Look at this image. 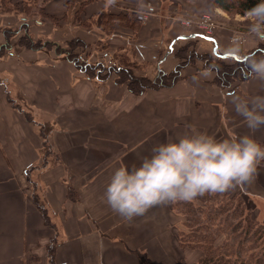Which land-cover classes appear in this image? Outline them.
<instances>
[{
	"label": "crops",
	"instance_id": "0c3cea01",
	"mask_svg": "<svg viewBox=\"0 0 264 264\" xmlns=\"http://www.w3.org/2000/svg\"><path fill=\"white\" fill-rule=\"evenodd\" d=\"M139 1L132 9L151 16L139 30L140 41L132 42L138 50L150 40L154 53L166 46L156 70L174 69L181 61L180 53L174 54L175 44L193 38L186 31L192 27L181 22L184 16L208 9L218 14L221 21L213 38L195 37L215 54L231 53V36L248 32L245 16L228 15L214 7V0H178L164 22L155 14V6L149 11ZM125 3L122 0L120 6ZM96 5L90 3L86 10ZM47 11L61 15L65 7H47ZM5 16L12 15L1 12L0 20ZM260 43L249 40L245 51ZM43 54L42 49L27 48L0 58V264H44L52 239L56 264H200L197 251L179 242L183 216L174 203L126 221L105 203L106 186L116 168L138 166L155 145L174 141L193 128L217 140L248 134L263 142L264 127L251 133L231 98L264 96V81L248 78L230 91L219 86L214 71L203 69L197 60L182 69V77L173 85L136 94L114 80L84 77L64 56L47 59ZM16 97L26 109L14 105ZM44 124L52 128L48 139L56 158L42 167L39 184L33 182L32 190L28 167L41 161ZM36 188L43 189L51 224L44 221L41 202L32 199ZM242 189L264 201V165Z\"/></svg>",
	"mask_w": 264,
	"mask_h": 264
},
{
	"label": "clouds",
	"instance_id": "9594fccd",
	"mask_svg": "<svg viewBox=\"0 0 264 264\" xmlns=\"http://www.w3.org/2000/svg\"><path fill=\"white\" fill-rule=\"evenodd\" d=\"M114 4L115 0H108ZM248 32L234 38L229 51L246 60L247 75L264 81V54L246 52L249 40L264 42V0L247 10ZM251 133L264 127V96L231 98ZM264 163V145L254 135L217 140L195 128L176 140L155 145L138 166L114 170L104 192L105 203L126 221L151 208L198 196L223 194L251 184Z\"/></svg>",
	"mask_w": 264,
	"mask_h": 264
},
{
	"label": "trees",
	"instance_id": "16d2710c",
	"mask_svg": "<svg viewBox=\"0 0 264 264\" xmlns=\"http://www.w3.org/2000/svg\"><path fill=\"white\" fill-rule=\"evenodd\" d=\"M46 1L21 0L14 2L12 0H0V10L3 13H13L19 12V7L23 11H26L35 5L40 10H43L45 6L44 2ZM75 1L80 4L76 13L79 10H83L84 6L89 2V0H66V5L71 6ZM259 2L260 0H214V4L223 10L239 12L241 14H246L247 10ZM127 11L118 13L104 11L100 14L99 18H106L107 21L112 22H118L121 18H126L127 21H131V24L140 22V18L137 16L138 12L135 9L130 10V13ZM44 16L52 15L45 13ZM93 17L94 15L82 19L76 15V19L80 25H85L86 27H91L92 23L97 21ZM24 21L22 22L24 33L19 38L20 44L28 43L26 44L28 48L39 50L55 43L47 41V43L45 42V46H43L41 40L30 33V25H27ZM17 30L20 32L19 29ZM17 30L3 29L2 33L11 39L10 36L16 34ZM193 39L196 38L188 39V41ZM15 42L7 40L5 43H0V56L4 49L8 51V49L13 48L12 46H14ZM71 44L73 48L76 46L75 53L63 51L58 44H55L56 46L58 45L55 54L59 56L62 55L61 53H64L65 58L71 60L77 69L84 72L88 78L104 80L110 72L116 70L118 76L114 81L117 84H125L131 92L136 94H142L148 88L173 85L182 77V69L197 60L202 61L203 69L214 71L216 74L215 81L219 86L228 88L230 91L235 90L239 83L250 78L247 75L246 60L242 57L238 59L214 53L199 54L195 49L196 46L192 47L190 42L178 48L177 53H180L181 61L177 63L175 68L170 71L159 70L152 82L148 80L147 83L143 84L144 81L141 78H146V76L139 77L135 74L133 68L131 70L129 68H122L121 66L117 68L116 65L107 68V73L100 76L96 75L92 70V68L95 69L96 67L89 64L80 56V54L84 53L82 52L84 50L79 49L81 48V44H84V40L76 38L72 40ZM254 52L264 54V42L260 43ZM226 59H232L234 64L225 62ZM88 70L91 71L88 72ZM29 117L28 119L31 120V116ZM44 125L41 126L44 128ZM43 128H41V134L46 138L45 135H48L50 130L48 128L47 131V127ZM51 152L53 151L50 150ZM69 192L72 196L73 191L70 190ZM244 194L246 193H243L238 187L223 194H206L194 199L200 200L203 205H196L193 202L194 200L174 203V209L183 216V223L179 232V242L184 247L199 250L198 262L200 264H264V221H260L257 218V207L254 201L249 195ZM207 202L210 203L209 207L205 205ZM202 222H204V225L198 226ZM48 248L49 262L50 264H55V243L52 241Z\"/></svg>",
	"mask_w": 264,
	"mask_h": 264
},
{
	"label": "rangeland",
	"instance_id": "374dc122",
	"mask_svg": "<svg viewBox=\"0 0 264 264\" xmlns=\"http://www.w3.org/2000/svg\"><path fill=\"white\" fill-rule=\"evenodd\" d=\"M122 0H115L114 4H109L108 0H89V2L87 3L86 6H88L90 3L93 2H97L96 6H92L89 10V12L86 10V6H84L83 10H79L78 13L77 10L80 6L79 3H77V1L73 2V5L69 6L66 5V0H47L46 2H44L45 6L43 10H40L39 8H37L35 6H32L30 8H28L26 11H23L20 7H19V12H13L9 13L12 16H5L3 18H1L0 20V43H5L7 40H11V42H15L14 46H12L13 48H11L10 50H3L1 53L0 58L4 57V56H10L11 54L14 55H19V53H21L22 50L27 49V45L26 44H20L19 42V38L20 36L24 33L23 31V25L22 22H26L27 25H30V33L35 36L37 39H40L43 46H45V42L47 43V41H52L55 42L53 43V45L50 46H45L42 50L44 53L43 56L47 59L53 58L56 59L57 55L55 54L56 49L58 48V45L60 46V49H63V51H70L72 53L76 52V46L73 48L72 47V40L76 39V38H81L84 40V44H81V48H79L80 50H84L82 52H84L83 54H80V56L85 59L89 64H92L93 66H95L96 68L93 69V72L96 75H100L103 76L105 73H107V68L116 65L117 68L119 66H121L122 68H129L130 70L133 68L135 74H137L139 77H144L146 76V78H141L143 82V84H145V82L147 83L148 80H150L151 82L153 81V79L155 78V76L158 74L159 70H156V60L163 54L166 46L159 47L158 52L154 53L155 49L153 47V44L150 40L148 41H143L146 44L145 45H141L138 47V50L135 48L134 43L132 42L134 41H140L139 38V30L142 26V24L144 22H146L149 18L148 15H150V12H148L149 14H146V12H139V14L137 13V16L140 18V22L137 23H133L131 24V21H127L126 18H121L118 22H112V21H107L106 18L100 19V14L103 13L104 11H108V12H131L130 10H132L133 6H135L133 3H135L136 0H127V3L123 4V6H120ZM126 2V0H123ZM139 1V0H138ZM42 2V1H41ZM157 2L159 3L158 5ZM178 0H140L138 3H140L141 5L144 6V9L151 11V9L153 8V6H155L156 12L155 14H160V16L162 17L163 22L165 21L166 16H169L170 14V10L172 8H175V6L177 5ZM65 7V11L62 12L61 15H57L51 12L47 11V7L51 8V9H56L58 10L61 6ZM109 4V5H108ZM118 4V7H115V5ZM47 6V7H46ZM108 6V7H107ZM101 7V9H100ZM107 7V8H105ZM214 7H218L214 4ZM135 8H137V6H135ZM158 9V10H157ZM199 9V8H198ZM210 10V12L208 11ZM208 10H200L198 12L201 11H205L209 14H212L214 20L216 21V23L221 21L219 19L218 14L214 13L215 11H211V9ZM225 11V10H224ZM2 11L0 10V13ZM3 13V12H2ZM49 14L52 16H44V14ZM226 13L230 16H234L238 17V16H245V14H241L239 12H234V11H226ZM76 15L77 17H80L82 19H86L87 17H91L92 15H94V19L97 20L94 23H92L91 27H86L85 25H80V23L77 21L76 19ZM144 15V17H143ZM131 16V15H129ZM151 16V15H150ZM149 16V17H150ZM123 17V15H122ZM99 18V19H98ZM240 18V17H239ZM93 19V20H94ZM103 20V21H102ZM43 21V25H40L39 23ZM99 21V22H98ZM235 21H238L237 19H235ZM103 22V23H102ZM240 23V22H238ZM243 23L249 24L247 18L245 21H243ZM242 24V21H241ZM16 27V28H13ZM192 28L189 30H186L187 32L191 31H197L198 28L191 26ZM56 28L58 30L55 31ZM3 29H19L20 32L11 35L9 39L8 37H6L3 33L2 30ZM96 30V31H95ZM153 32V31H152ZM185 32V31H184ZM2 33V34H1ZM190 33V32H189ZM216 33V31H215ZM214 33V34H215ZM151 34V33H149ZM156 32H153V36H155ZM50 35H53L52 37ZM180 35V34H179ZM213 36V35H211ZM142 39H144L142 36H140ZM117 40H115V39ZM126 39V40H125ZM26 42V41H25ZM191 43V46H196V50L199 52V54H205V53H212L211 50H206L205 47L202 46V44H204V40L201 38L198 39H193L190 41H186V42H180V43H176L175 46V51L174 54L176 53V51L178 50V48L180 46H183V44H188ZM55 44H58L57 46ZM181 44V45H179ZM210 45V43H209ZM211 46V45H210ZM261 47V46H260ZM50 48V49H49ZM30 49V48H28ZM50 50V51H47ZM256 48L248 50L246 52H254ZM19 52V53H18ZM67 52V53H68ZM141 52V53H140ZM220 52V50L218 51ZM225 52V51H223ZM222 52V53H223ZM62 55H59V57H62L64 55V53H61ZM154 54H157L156 56H154ZM215 54V53H214ZM146 58V59H145ZM66 59V58H65ZM173 62V59H171ZM171 61H169L168 63H170ZM227 63L229 64H234V62L232 61V59H226ZM200 64H202V61L200 62ZM1 66V65H0ZM166 67L168 65H165ZM169 68V67H167ZM160 70L162 71H170L167 70L165 68H161ZM91 70H88V72H90ZM84 74V73H83ZM86 76V74H84V77ZM118 76V73L116 70L112 71L109 73V75L107 76V78H105V81L110 82L111 80L116 79V77ZM87 77V76H86ZM145 79V80H144ZM94 82L98 83H102L99 81L94 80ZM104 84V83H103ZM107 85V82L105 83ZM123 86H126L125 84ZM10 99L12 98V96H9ZM18 99V100H17ZM22 99L16 97V100H14V105H17V107H20L21 109H26V107L24 106V104L22 103ZM24 102V101H23ZM28 106V105H27ZM47 127V128H46ZM43 128L42 126H40V132L42 131ZM48 131L52 129L49 125L47 126L44 125V128ZM41 134V133H40ZM42 136V146L40 148V153H41V161L39 163V165L35 166V163L31 164L28 167L29 173L30 175L28 176V178L31 181H28V183L30 184L29 187L32 188L33 190V182L39 184V177L42 173V167H45V165L50 162L49 160L54 161V159L56 158V153L53 154V152H51V154H53V156H50V150H52L51 145H50V141L48 139V135L46 134V138ZM45 144V145H43ZM261 144H264V141L261 142ZM53 151V150H52ZM56 151V150H55ZM53 158V159H50ZM52 165V164H51ZM261 165H264V163H262ZM37 169V170H36ZM41 170V171H39ZM32 174V175H31ZM38 180V181H37ZM25 183V182H24ZM240 190L243 191V193H246L247 196L249 195L250 198L254 201V203L256 204V214H257V218L260 221H264V201H261L260 199H254L250 194H248L247 191H244L242 188L239 187ZM32 194V199L34 198L35 200L37 199V202L39 200V202H41V204L38 203V206L40 207V210L44 216V221L46 223L51 224L52 223V217H49V215H47V211L46 208L44 206V203L42 201V196H43V189H35L34 190V194L33 192H31ZM244 194V195H246ZM246 196V197H247ZM248 199V198H247ZM196 205H203L202 202L200 200H194L193 201ZM206 206H210V203L207 202L205 204ZM207 207V208H208ZM203 211L204 208H202ZM204 225V222L199 223L198 226ZM53 242H56L55 239H52ZM52 241L50 242V244L52 243ZM48 244V246L50 245ZM46 248V255L48 258V253H49V248ZM197 251V253L199 254V250L194 249ZM56 251V250H55ZM56 253V252H55ZM56 262V260H54ZM44 264H50L49 262V258H48V262L44 263ZM56 264V263H55Z\"/></svg>",
	"mask_w": 264,
	"mask_h": 264
},
{
	"label": "built area",
	"instance_id": "2783aa9c",
	"mask_svg": "<svg viewBox=\"0 0 264 264\" xmlns=\"http://www.w3.org/2000/svg\"><path fill=\"white\" fill-rule=\"evenodd\" d=\"M147 14V13H146ZM144 17V15H143ZM181 22L186 25V26H196L198 28L197 31H202V32H191L189 36L195 38V37H205L208 39H212L217 27L218 23L214 20L212 14H209L207 12L198 14L196 16H184L181 18ZM210 34V35H208ZM237 37H243V35L239 32H236L231 36V41L234 40V38ZM229 57V56H227ZM240 58V57H238Z\"/></svg>",
	"mask_w": 264,
	"mask_h": 264
},
{
	"label": "water",
	"instance_id": "95a60500",
	"mask_svg": "<svg viewBox=\"0 0 264 264\" xmlns=\"http://www.w3.org/2000/svg\"><path fill=\"white\" fill-rule=\"evenodd\" d=\"M223 56H233L235 58H238V56L234 55V54H231V53H226V54H222Z\"/></svg>",
	"mask_w": 264,
	"mask_h": 264
},
{
	"label": "bare ground",
	"instance_id": "6f19581e",
	"mask_svg": "<svg viewBox=\"0 0 264 264\" xmlns=\"http://www.w3.org/2000/svg\"><path fill=\"white\" fill-rule=\"evenodd\" d=\"M200 32H202V31H200ZM208 35H210V34H208ZM211 36V35H210ZM221 53V52H220Z\"/></svg>",
	"mask_w": 264,
	"mask_h": 264
}]
</instances>
